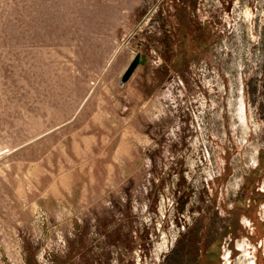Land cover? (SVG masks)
<instances>
[{
    "label": "rangeland",
    "instance_id": "rangeland-1",
    "mask_svg": "<svg viewBox=\"0 0 264 264\" xmlns=\"http://www.w3.org/2000/svg\"><path fill=\"white\" fill-rule=\"evenodd\" d=\"M0 264H264V0H0Z\"/></svg>",
    "mask_w": 264,
    "mask_h": 264
},
{
    "label": "water",
    "instance_id": "water-1",
    "mask_svg": "<svg viewBox=\"0 0 264 264\" xmlns=\"http://www.w3.org/2000/svg\"><path fill=\"white\" fill-rule=\"evenodd\" d=\"M139 63H140V57L139 56L132 59V61L126 67L125 71L123 72V74L121 76L120 85H123L124 83H126L130 79V77L132 76V74L136 70Z\"/></svg>",
    "mask_w": 264,
    "mask_h": 264
},
{
    "label": "bare ground",
    "instance_id": "bare-ground-1",
    "mask_svg": "<svg viewBox=\"0 0 264 264\" xmlns=\"http://www.w3.org/2000/svg\"><path fill=\"white\" fill-rule=\"evenodd\" d=\"M242 99H240V105H239V108H238V117L240 118L241 122L243 123V125L246 126V123H247V120H245V113H244V105L242 103ZM241 248V247H240Z\"/></svg>",
    "mask_w": 264,
    "mask_h": 264
}]
</instances>
